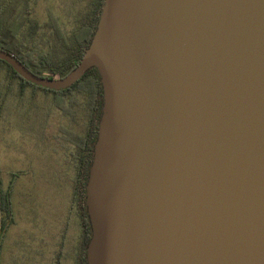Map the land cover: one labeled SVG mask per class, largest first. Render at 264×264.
Here are the masks:
<instances>
[{
    "label": "water",
    "instance_id": "95a60500",
    "mask_svg": "<svg viewBox=\"0 0 264 264\" xmlns=\"http://www.w3.org/2000/svg\"><path fill=\"white\" fill-rule=\"evenodd\" d=\"M87 264H264V0H104Z\"/></svg>",
    "mask_w": 264,
    "mask_h": 264
},
{
    "label": "rangeland",
    "instance_id": "374dc122",
    "mask_svg": "<svg viewBox=\"0 0 264 264\" xmlns=\"http://www.w3.org/2000/svg\"><path fill=\"white\" fill-rule=\"evenodd\" d=\"M12 1L21 14L22 0ZM88 1L31 0L28 20L40 27L36 37H49L44 50H57L46 27L51 16L70 34ZM59 99L53 92L25 86L21 93L14 87L13 98L0 104V193L11 194L13 220L2 240L0 264H51V258L73 263L80 223L66 157L79 130L67 113L69 105L58 104ZM2 220L0 211V226Z\"/></svg>",
    "mask_w": 264,
    "mask_h": 264
},
{
    "label": "trees",
    "instance_id": "16d2710c",
    "mask_svg": "<svg viewBox=\"0 0 264 264\" xmlns=\"http://www.w3.org/2000/svg\"><path fill=\"white\" fill-rule=\"evenodd\" d=\"M24 4V11L16 13V1L0 0V50L16 57L31 73L41 78L61 79L66 77L84 56L92 37L96 31L100 11L104 0H89L84 7L81 18L77 20L75 28L67 34L58 22L51 16V25L48 29L57 45V50H44L43 44L48 40L37 38V30L40 27L34 22H29L31 14V0L20 1ZM31 21V20H30ZM26 24H30L27 33L24 34ZM40 44L42 47H40ZM10 73L8 85L12 79H20L22 86H31L20 78L16 72L5 62L0 60V78L2 73ZM38 88V87H35ZM40 89V88H39ZM53 92L60 97L62 104L63 96H70V110L77 105L78 100L85 99L86 107L90 110V120L86 125L83 135H75V142L78 145L75 155L72 156L70 172L73 174V207L80 223L81 247L79 264H87L85 251L89 243L92 231L85 206V185L88 179L89 168L93 159V148L97 139L98 122L102 114V86L100 77L95 69H90L76 84L64 91ZM1 95V93H0ZM78 97V98H75ZM0 211L3 220L0 226V251L2 240L8 226L12 223V208L10 192L0 193Z\"/></svg>",
    "mask_w": 264,
    "mask_h": 264
},
{
    "label": "flooded vegetation",
    "instance_id": "af4514ba",
    "mask_svg": "<svg viewBox=\"0 0 264 264\" xmlns=\"http://www.w3.org/2000/svg\"><path fill=\"white\" fill-rule=\"evenodd\" d=\"M10 76H11L10 73L7 72V71H4L2 73V77H1L2 78V80H1L2 83H1V88H0V93H1V95H0V104H6V102L8 100H10V98L11 99L13 98V90H14V87L15 88L18 87V89L20 90V93L23 91V86H22L21 80L18 79V78L17 79H12L11 80V84L8 85V79L10 78ZM31 86H33L34 88L35 87H38V86H35V85H32V84H31ZM39 88L42 89V90L45 89V88H41V87H38L37 89H39ZM46 90H48V89H46ZM50 91H52V90H50ZM54 92H56V91H54ZM75 98H78V97H75ZM70 103H71L70 102V96L67 95V94L64 95L63 96L62 104H68L69 105V110L67 111V113L70 114V117L73 118V120H75L73 122V126L76 125L77 127L75 129L77 130V128H78L79 133L81 135H83V132L85 130V127H86V125H88V121L90 120V110L86 107V104L87 103H86L85 99L78 100L77 103H75L77 105H74L73 106V110L72 111L70 110ZM75 106H79V107L76 108ZM74 134L76 135V133H74ZM75 135L73 136L74 137L73 138L74 139L73 146H72V151L73 152L71 154H69L68 157H66V159H67L66 166L68 168L67 171H70V164H71V161H72L71 160L72 159V156H73V154L75 155L76 149L78 148V145L75 142ZM67 146H68V149H70L69 142H68V145ZM79 234H80V236H79V240L77 242V246H75V253H74V258H73V263L72 264H79L78 263V260H79L80 247H81V241H82L81 231H80ZM65 236L66 235H63V237H65ZM85 257H86V251H85ZM51 264H60V261H59V259L55 258V260L53 262L51 261Z\"/></svg>",
    "mask_w": 264,
    "mask_h": 264
},
{
    "label": "crops",
    "instance_id": "0c3cea01",
    "mask_svg": "<svg viewBox=\"0 0 264 264\" xmlns=\"http://www.w3.org/2000/svg\"><path fill=\"white\" fill-rule=\"evenodd\" d=\"M50 260L53 262L55 260V258H51Z\"/></svg>",
    "mask_w": 264,
    "mask_h": 264
}]
</instances>
